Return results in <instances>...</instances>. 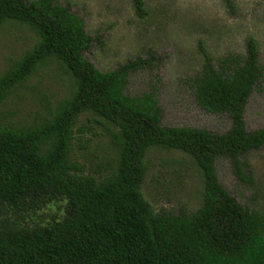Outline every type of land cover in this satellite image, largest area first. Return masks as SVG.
I'll use <instances>...</instances> for the list:
<instances>
[{
    "label": "trees",
    "instance_id": "1",
    "mask_svg": "<svg viewBox=\"0 0 264 264\" xmlns=\"http://www.w3.org/2000/svg\"><path fill=\"white\" fill-rule=\"evenodd\" d=\"M132 2L144 14V0ZM221 2L233 11V0ZM7 23L26 28L34 43L0 76V105L49 62L63 69L71 89L39 124L0 123V207L66 202L64 217L46 225L0 220V264H264V214L237 203L215 168L226 159L243 180L242 157L264 148V128L247 131L244 121L264 76L253 38L245 40L244 54L214 61L202 51L194 100L230 120L229 130L213 134L163 127L156 87L134 97L125 93L132 73L152 67V53L150 61L96 70L83 56L91 44L84 19L68 7L55 0H0V28ZM82 115L100 125L116 149V166L102 179L75 173L69 161L73 127ZM156 148L180 152L198 168L203 193L194 213H156L144 199V160Z\"/></svg>",
    "mask_w": 264,
    "mask_h": 264
},
{
    "label": "rangeland",
    "instance_id": "2",
    "mask_svg": "<svg viewBox=\"0 0 264 264\" xmlns=\"http://www.w3.org/2000/svg\"><path fill=\"white\" fill-rule=\"evenodd\" d=\"M55 1L84 19L91 44L83 56L96 70L107 72L138 58L150 61V53L154 55L151 68L130 75L125 93L134 97L156 87L163 127L213 134L229 130L227 115L208 113L194 100L192 81L200 70L202 51L214 61L228 53L244 54L245 40L253 38L264 69V0H233L232 12L221 0H144L142 15L135 12L132 0ZM33 43V34L23 26H2L0 76ZM70 89L71 81L63 69L52 62L43 64L0 105V123L39 124L68 97ZM244 121L247 131L264 128V76L246 105ZM116 157L108 133L89 115L80 116L70 144L73 171L102 179L115 168ZM242 161L244 179L238 180L229 161L218 159V181L241 206L264 214V148L248 153ZM144 163L141 193L154 212L190 215L201 206L202 178L188 156L156 148L148 151ZM65 206L66 202L58 199L13 210L0 207V220L28 227L46 225L60 221Z\"/></svg>",
    "mask_w": 264,
    "mask_h": 264
}]
</instances>
